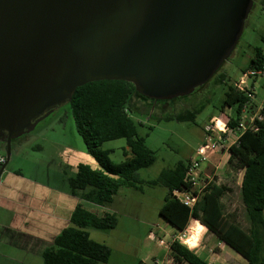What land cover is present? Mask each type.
I'll list each match as a JSON object with an SVG mask.
<instances>
[{"label":"water","instance_id":"water-1","mask_svg":"<svg viewBox=\"0 0 264 264\" xmlns=\"http://www.w3.org/2000/svg\"><path fill=\"white\" fill-rule=\"evenodd\" d=\"M253 0H0V144L32 132L76 88L124 81L187 97L234 51Z\"/></svg>","mask_w":264,"mask_h":264},{"label":"rangeland","instance_id":"rangeland-1","mask_svg":"<svg viewBox=\"0 0 264 264\" xmlns=\"http://www.w3.org/2000/svg\"><path fill=\"white\" fill-rule=\"evenodd\" d=\"M263 35L264 0H253L252 10L234 51L208 83L184 99L160 104L137 103L142 113L147 114H133L138 125V135L155 154L153 165L137 172L144 183L137 190L121 188L112 205L108 207H96L81 202L85 208L97 214L109 212L118 220L117 226L112 230H86L90 239L110 248L111 256L105 264H150L154 258L164 256L165 250L158 245L159 241L167 244L183 238L180 243L185 246L187 244L190 251L208 264H248L219 242L198 221L191 220L183 232L165 224L158 217V212L166 190L161 185L148 186L146 182L156 180L163 169L172 168L178 162L192 158L200 144L205 143L204 129L214 125L213 119L226 124L232 112L228 108L222 112L218 110L223 101L226 84L233 85L240 79L241 70L249 63L256 49H261L264 53V42L261 40ZM220 76L225 79L222 83L217 82ZM259 85L255 87V100L264 97V81ZM142 103L151 108L145 109ZM201 106L203 108L195 116L194 122L163 119L164 115L178 114ZM217 133H211L215 141L219 137ZM20 138L19 152H11L5 171L18 172L31 182L36 181L40 185L64 191L68 189L67 179L74 176L78 164L97 167L75 130L68 104L57 108L32 132ZM98 149L107 151L113 164L127 160L123 156L124 150H127L125 139L104 142ZM216 151V154L209 156L211 164L200 167L199 180L203 182L208 179L210 184L224 185L229 189L219 200L221 212L231 223L248 231L249 225L239 193L241 171H229L227 164H224L227 157L222 159L219 168L215 170V159L220 160L223 153L218 146ZM0 155H4L2 148ZM9 223V212L7 209H0V264H43L39 255L40 243L4 230ZM167 256L171 257L169 252Z\"/></svg>","mask_w":264,"mask_h":264},{"label":"trees","instance_id":"trees-1","mask_svg":"<svg viewBox=\"0 0 264 264\" xmlns=\"http://www.w3.org/2000/svg\"><path fill=\"white\" fill-rule=\"evenodd\" d=\"M261 40L264 42V35ZM248 71L264 73V53L261 49L255 50L241 74ZM224 80L220 76L217 82L222 83ZM236 82L233 85L226 84L223 101L218 109L222 112L228 108L232 112L226 122L228 128L236 126L241 109L247 101L245 94L234 86ZM180 99L184 98L175 100ZM141 102L153 103L136 93L133 85L128 82L98 81L76 88L71 100L66 103L69 105L75 130L97 167L80 163L76 166L74 176L67 179V190L74 196L79 194L80 202L71 211L69 225L56 234L50 246L41 252L43 264L108 262L110 248L90 239L86 230H112L117 226L118 220L109 212L97 214L85 208L81 202L108 207L121 188L137 190L144 183L137 172L153 165L155 154L138 135V125L133 118L134 113L146 114L137 105ZM160 103L162 101L153 104ZM142 106L145 109L151 108L143 103ZM202 108L164 115L163 119L194 122ZM260 114L262 119L254 121V129L244 131L237 144L229 148L226 160L229 171H241L239 193L249 225L248 231L234 225L222 214L219 200L229 191L224 185L208 184L200 200L192 208L173 197V191L188 188L184 177L189 160L163 169L156 180L146 182L148 186L161 185L166 190L158 212V217L165 224L183 232L191 220L198 221L219 242L248 264H264V101ZM208 134L204 129V135ZM20 139L12 141L11 150ZM117 139L126 140L127 150H124L123 156L127 160L113 164L108 158V152L101 151L98 147L104 142ZM0 148L4 150V144H0ZM169 253L175 264H208L177 240L170 243Z\"/></svg>","mask_w":264,"mask_h":264},{"label":"crops","instance_id":"crops-1","mask_svg":"<svg viewBox=\"0 0 264 264\" xmlns=\"http://www.w3.org/2000/svg\"><path fill=\"white\" fill-rule=\"evenodd\" d=\"M263 81L264 77L257 79L255 87ZM263 101L264 97L257 98L253 109H258ZM19 148L18 142L11 152L18 153ZM5 169L0 177V209H7L10 223L4 230L40 243L41 257V252L50 246L52 238L69 225L71 211L80 202L79 194L74 196L68 190L31 182L20 173Z\"/></svg>","mask_w":264,"mask_h":264},{"label":"built area","instance_id":"built-area-1","mask_svg":"<svg viewBox=\"0 0 264 264\" xmlns=\"http://www.w3.org/2000/svg\"><path fill=\"white\" fill-rule=\"evenodd\" d=\"M262 77V72L248 71L242 74L240 79L235 83L234 86L236 89L243 92L247 99L245 105L241 109L239 121L235 127L228 128L224 122L213 119L212 122L214 125H212L210 128H205V131L209 132V134L204 139L205 143L200 145L194 153V156L189 159V163L185 172L184 182L187 184L188 188L186 190L172 192L173 197L188 208H192L194 204L200 200L206 186L210 184L208 179H204L203 182L199 180V170L202 165H208L210 163L209 156L211 154L217 153L216 146H218L219 150H221L223 153L220 160L215 159V163L213 165L215 170L219 168L220 164L222 163V159L224 160L226 157H228L229 148L232 145L237 144L241 134L246 130L254 129V121L262 119L260 112L262 110L263 103L258 107V109L256 107L254 111L252 110L253 104L255 102L254 80ZM218 125L221 126L219 127ZM215 131L218 132L217 134L220 137V139L217 137L216 141L213 140L211 134ZM229 135H231L230 139L228 138ZM225 140L231 141L230 143H227ZM208 150H210V153ZM207 152L208 154H206ZM226 160L227 158L225 161ZM225 161L224 164L226 163ZM4 162V155H0V165H2ZM177 241L182 242V239ZM171 242L167 244H165L163 241L158 242V245L162 246L165 250L164 256L161 258H154L150 264H174L172 258L167 256Z\"/></svg>","mask_w":264,"mask_h":264},{"label":"flooded vegetation","instance_id":"flooded-vegetation-1","mask_svg":"<svg viewBox=\"0 0 264 264\" xmlns=\"http://www.w3.org/2000/svg\"><path fill=\"white\" fill-rule=\"evenodd\" d=\"M174 100H175V99H174ZM152 101H153V100H152ZM170 101H171V100H170ZM170 101H162V103H163V102H166V103H167V102H170ZM155 102H157V101H153V103H155ZM159 102H161V101H159Z\"/></svg>","mask_w":264,"mask_h":264},{"label":"bare ground","instance_id":"bare-ground-1","mask_svg":"<svg viewBox=\"0 0 264 264\" xmlns=\"http://www.w3.org/2000/svg\"><path fill=\"white\" fill-rule=\"evenodd\" d=\"M184 239V238H183ZM183 239H182V242H183ZM186 246H187V244H186Z\"/></svg>","mask_w":264,"mask_h":264}]
</instances>
